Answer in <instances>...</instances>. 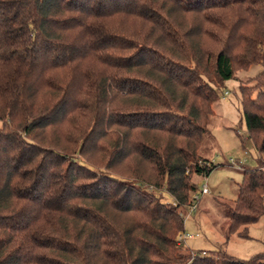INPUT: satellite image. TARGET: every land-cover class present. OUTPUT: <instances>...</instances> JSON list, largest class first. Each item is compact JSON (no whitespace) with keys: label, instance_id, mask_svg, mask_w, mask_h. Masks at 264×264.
I'll return each instance as SVG.
<instances>
[{"label":"trees","instance_id":"16d2710c","mask_svg":"<svg viewBox=\"0 0 264 264\" xmlns=\"http://www.w3.org/2000/svg\"><path fill=\"white\" fill-rule=\"evenodd\" d=\"M252 64L259 159L227 237L264 214V0H0V264H264L176 240L218 166L213 104Z\"/></svg>","mask_w":264,"mask_h":264},{"label":"rangeland","instance_id":"374dc122","mask_svg":"<svg viewBox=\"0 0 264 264\" xmlns=\"http://www.w3.org/2000/svg\"><path fill=\"white\" fill-rule=\"evenodd\" d=\"M261 69V64H252L247 70H237L235 78L225 82L224 89L213 104L214 114L209 117L208 133L203 137L199 153L218 166L207 176H192L197 185L198 203L192 212L186 208L183 225L185 233L194 235L183 242L190 248L191 254L221 249L233 256L246 258L264 250V214L247 225L246 236H239L236 232L227 237L229 221L224 207V203L235 200L238 184L242 181L238 165L253 167L258 163V151L248 139L242 119L238 88L252 87L253 78ZM261 158L264 160V156ZM205 180L211 192L201 193V184ZM161 193L162 200L170 201L165 191Z\"/></svg>","mask_w":264,"mask_h":264},{"label":"built area","instance_id":"2783aa9c","mask_svg":"<svg viewBox=\"0 0 264 264\" xmlns=\"http://www.w3.org/2000/svg\"><path fill=\"white\" fill-rule=\"evenodd\" d=\"M238 167L240 168V165H238ZM203 183L201 184V186H202L201 193L211 192V189H210L208 183H206V180ZM191 198L192 199H191L190 203L187 206L188 212L194 211L196 209V206H197V203H198V195L196 194V192L191 196ZM195 235H197V234H195ZM193 236H194L193 234H188V233H185V232H179V234L176 237V240L178 242H180V243H183L187 238H190V237H193ZM204 254H205V252H203V254H200V255H204ZM192 255L195 256L196 253H192Z\"/></svg>","mask_w":264,"mask_h":264}]
</instances>
